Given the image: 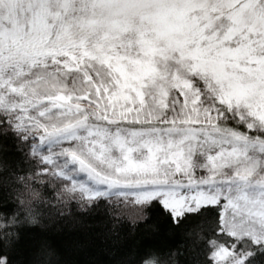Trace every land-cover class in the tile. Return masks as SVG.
Masks as SVG:
<instances>
[{"label":"snow or ice","instance_id":"1","mask_svg":"<svg viewBox=\"0 0 264 264\" xmlns=\"http://www.w3.org/2000/svg\"><path fill=\"white\" fill-rule=\"evenodd\" d=\"M0 264H264V0H0Z\"/></svg>","mask_w":264,"mask_h":264}]
</instances>
